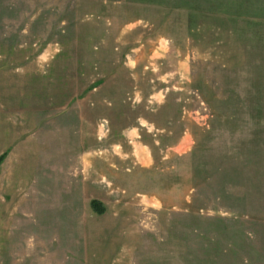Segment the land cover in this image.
Returning a JSON list of instances; mask_svg holds the SVG:
<instances>
[{"label": "rangeland", "instance_id": "1", "mask_svg": "<svg viewBox=\"0 0 264 264\" xmlns=\"http://www.w3.org/2000/svg\"><path fill=\"white\" fill-rule=\"evenodd\" d=\"M4 154L0 264H264V0H0Z\"/></svg>", "mask_w": 264, "mask_h": 264}, {"label": "trees", "instance_id": "2", "mask_svg": "<svg viewBox=\"0 0 264 264\" xmlns=\"http://www.w3.org/2000/svg\"><path fill=\"white\" fill-rule=\"evenodd\" d=\"M4 156L5 154L2 156V158L0 157V159H3ZM92 206L99 213H103L105 211V207L98 200H92Z\"/></svg>", "mask_w": 264, "mask_h": 264}]
</instances>
